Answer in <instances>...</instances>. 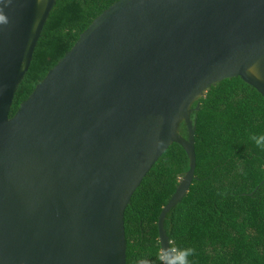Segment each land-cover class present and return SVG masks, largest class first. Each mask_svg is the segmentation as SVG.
Returning a JSON list of instances; mask_svg holds the SVG:
<instances>
[{
  "label": "water",
  "instance_id": "obj_1",
  "mask_svg": "<svg viewBox=\"0 0 264 264\" xmlns=\"http://www.w3.org/2000/svg\"><path fill=\"white\" fill-rule=\"evenodd\" d=\"M57 2L0 0V264H128L126 212L178 144L190 170L159 219L171 247L194 104L238 78L264 97V0H120L10 118Z\"/></svg>",
  "mask_w": 264,
  "mask_h": 264
},
{
  "label": "trees",
  "instance_id": "obj_2",
  "mask_svg": "<svg viewBox=\"0 0 264 264\" xmlns=\"http://www.w3.org/2000/svg\"><path fill=\"white\" fill-rule=\"evenodd\" d=\"M120 0H58L10 118L94 21ZM197 168L188 196L167 215L171 246L193 248L190 264H264V97L241 78L213 87L193 106ZM182 136L189 137L185 123ZM190 170L174 144L136 191L125 217L128 264H160L159 219Z\"/></svg>",
  "mask_w": 264,
  "mask_h": 264
},
{
  "label": "clouds",
  "instance_id": "obj_3",
  "mask_svg": "<svg viewBox=\"0 0 264 264\" xmlns=\"http://www.w3.org/2000/svg\"><path fill=\"white\" fill-rule=\"evenodd\" d=\"M252 142L258 149L264 150V135L251 137ZM195 254L193 248H178L175 246L162 249L158 257L160 264H190L189 257ZM138 264H150L148 259H140Z\"/></svg>",
  "mask_w": 264,
  "mask_h": 264
}]
</instances>
